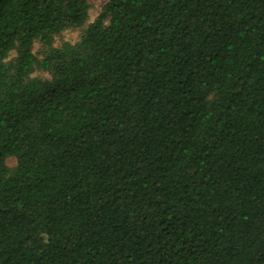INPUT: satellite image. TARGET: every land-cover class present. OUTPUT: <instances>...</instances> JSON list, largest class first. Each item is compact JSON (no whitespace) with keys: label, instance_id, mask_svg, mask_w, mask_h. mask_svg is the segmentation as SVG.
<instances>
[{"label":"trees","instance_id":"16d2710c","mask_svg":"<svg viewBox=\"0 0 264 264\" xmlns=\"http://www.w3.org/2000/svg\"><path fill=\"white\" fill-rule=\"evenodd\" d=\"M88 10L0 0V264H264V0Z\"/></svg>","mask_w":264,"mask_h":264},{"label":"rangeland","instance_id":"374dc122","mask_svg":"<svg viewBox=\"0 0 264 264\" xmlns=\"http://www.w3.org/2000/svg\"><path fill=\"white\" fill-rule=\"evenodd\" d=\"M108 0H88L89 10H88V20L85 26L82 29H67L64 30L59 36L55 37L53 40V46L55 48H59L62 44H75L80 36L81 31L87 27L88 24L92 23L93 20L98 16L103 6L107 3ZM32 53L35 55L37 59H40L43 54V47L34 43L32 47ZM14 56V53H12ZM11 56V58H12ZM33 76L46 78V75L36 71ZM6 165L10 168L14 167L15 161L13 159H7Z\"/></svg>","mask_w":264,"mask_h":264}]
</instances>
